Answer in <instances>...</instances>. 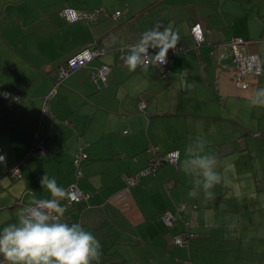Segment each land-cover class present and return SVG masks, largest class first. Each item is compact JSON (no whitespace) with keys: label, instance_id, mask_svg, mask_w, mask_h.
<instances>
[{"label":"crops","instance_id":"1","mask_svg":"<svg viewBox=\"0 0 264 264\" xmlns=\"http://www.w3.org/2000/svg\"><path fill=\"white\" fill-rule=\"evenodd\" d=\"M66 6L102 12L91 23L71 22L60 14ZM156 24L178 32L182 49L168 71H129L116 48L137 43ZM234 36L246 38L241 51L262 63L247 89L233 81L224 43ZM95 41L107 51L71 73L49 101L51 114H42L58 65ZM102 63L111 71L97 87L91 72ZM0 83L23 95L0 105V230L17 223L33 197H50L40 183L47 173L65 189L76 183L89 193L62 220L94 234L99 264H264V107L250 101L264 87V0H0ZM37 131L43 155L31 148ZM197 136L230 181L216 185L211 200L203 190L189 196L193 180L181 167ZM151 145L177 149V163L128 185L123 174L147 165ZM80 149L89 159L77 178ZM25 156L21 176L11 177L9 168ZM167 210L176 215L171 227L161 217ZM188 230L195 236L176 244L174 236Z\"/></svg>","mask_w":264,"mask_h":264},{"label":"clouds","instance_id":"2","mask_svg":"<svg viewBox=\"0 0 264 264\" xmlns=\"http://www.w3.org/2000/svg\"><path fill=\"white\" fill-rule=\"evenodd\" d=\"M179 39L172 27L156 24L132 45L123 58L124 65L135 72L138 68L147 71L150 66L166 64L169 51L177 48ZM149 49L158 51L152 55ZM250 101L264 107V87L255 89ZM195 143V148L188 144L181 161L182 170L194 184L189 196L195 198L203 190L205 198L211 200L215 198L212 189L230 181L218 171L217 157L206 151L207 140L197 136ZM4 159L0 156V162ZM40 183L50 198L33 197L19 213L18 222L0 230V264H99L102 246L94 234L80 223L62 220L66 209L61 200L67 197L66 189L47 173Z\"/></svg>","mask_w":264,"mask_h":264},{"label":"built area","instance_id":"3","mask_svg":"<svg viewBox=\"0 0 264 264\" xmlns=\"http://www.w3.org/2000/svg\"><path fill=\"white\" fill-rule=\"evenodd\" d=\"M101 12L102 8L83 9L72 6L63 7L60 10V14L65 17L68 21L72 22L83 20L87 23L97 21L101 15ZM120 14L121 11L117 10L113 15L115 17H118ZM192 34L194 35L197 41V45H201L204 41V31L200 23L193 25ZM246 42L247 39L243 36H234L224 43L227 47L231 49L233 53V81L235 82L237 87L241 89H247L252 84V82L259 77L262 71V63L258 54L245 53L241 51L240 45ZM134 44L135 43H125L124 45L117 47V54L120 57H125L127 55V52ZM181 49L182 47L178 45L175 50H170L167 56V63L159 66L162 67L163 70L168 71L169 65L173 61V54ZM106 51L107 48L104 45H101L95 41L89 43L88 45L80 48L79 50L66 57V59L58 65L56 71L54 72V85L44 96L42 114H51L49 101L53 96L58 93L60 85L71 73L80 69L81 67L86 66L89 62H91L101 54L105 53ZM149 53L154 55L155 51L149 49ZM110 71L111 66L107 63H102L92 70L91 79L97 87H100L102 82L105 83L107 81V77ZM22 98L23 95L20 89L12 91L0 83V105L7 102L11 103L19 101ZM139 107L141 110L145 109V100H140ZM31 148L37 150L42 155L46 152L45 141L38 131L34 134V140L31 145ZM146 151L149 154L147 165L144 168L138 170L136 173L123 174V177L127 181L128 185L133 186L137 184L143 176L156 173L163 166L164 163H177L179 159V151L177 149L162 153L157 146L151 145L147 148ZM88 159L89 154L83 149H80L75 154L74 165L77 178H80L82 176L83 164ZM27 161V157H23L17 164H14L9 168L8 174L13 178L21 176L22 166L26 164ZM66 191L67 197L61 200V205L65 207L66 211L70 209L73 205L81 203L89 197V193L82 191L76 183H72L66 189ZM184 208L185 204H181L179 206L180 210H183ZM161 217L167 227H171L174 225L176 215L173 211H164ZM194 236L195 232L188 230L183 235H175L174 241L176 244L184 245L187 244L189 239ZM2 259L3 257L0 260Z\"/></svg>","mask_w":264,"mask_h":264}]
</instances>
